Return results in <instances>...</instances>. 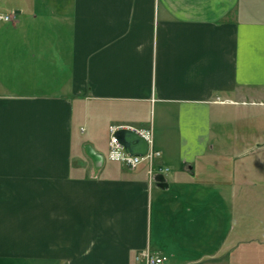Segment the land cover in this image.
<instances>
[{
  "label": "crops",
  "instance_id": "obj_1",
  "mask_svg": "<svg viewBox=\"0 0 264 264\" xmlns=\"http://www.w3.org/2000/svg\"><path fill=\"white\" fill-rule=\"evenodd\" d=\"M1 16L0 264H264V0ZM111 126L149 130L160 156L110 160Z\"/></svg>",
  "mask_w": 264,
  "mask_h": 264
},
{
  "label": "built area",
  "instance_id": "obj_2",
  "mask_svg": "<svg viewBox=\"0 0 264 264\" xmlns=\"http://www.w3.org/2000/svg\"><path fill=\"white\" fill-rule=\"evenodd\" d=\"M0 19L6 22L11 21L10 16H1ZM125 129L136 132L139 136L145 138L148 141L149 151L145 156L130 155L121 145L115 134L117 131ZM109 135V159L124 163L129 170H136L145 161L152 164L155 158L160 156L159 152L152 149L151 132L149 130L125 126H111L109 128ZM150 172L152 174L154 173L152 167ZM168 261L169 259L166 255L153 253L149 250H143L137 253L134 257V264H167Z\"/></svg>",
  "mask_w": 264,
  "mask_h": 264
},
{
  "label": "water",
  "instance_id": "obj_3",
  "mask_svg": "<svg viewBox=\"0 0 264 264\" xmlns=\"http://www.w3.org/2000/svg\"><path fill=\"white\" fill-rule=\"evenodd\" d=\"M115 136L130 155L145 156L149 151L148 141L132 130H119ZM164 177L158 176L156 182L160 187L166 186Z\"/></svg>",
  "mask_w": 264,
  "mask_h": 264
},
{
  "label": "rangeland",
  "instance_id": "obj_4",
  "mask_svg": "<svg viewBox=\"0 0 264 264\" xmlns=\"http://www.w3.org/2000/svg\"><path fill=\"white\" fill-rule=\"evenodd\" d=\"M82 127V128H81ZM79 133L82 135V136H86L87 134H88V127L85 125V124H81L80 126H79ZM222 172H223V174H225V165H224V167H223V169H222ZM226 175V174H225ZM221 236H222V239H223V237L224 236H226V234H221Z\"/></svg>",
  "mask_w": 264,
  "mask_h": 264
}]
</instances>
